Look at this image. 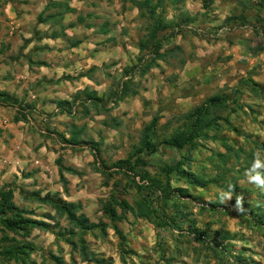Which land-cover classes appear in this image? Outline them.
Listing matches in <instances>:
<instances>
[{
	"label": "rangeland",
	"instance_id": "374dc122",
	"mask_svg": "<svg viewBox=\"0 0 264 264\" xmlns=\"http://www.w3.org/2000/svg\"><path fill=\"white\" fill-rule=\"evenodd\" d=\"M0 110V264H264V0H0Z\"/></svg>",
	"mask_w": 264,
	"mask_h": 264
},
{
	"label": "crops",
	"instance_id": "0c3cea01",
	"mask_svg": "<svg viewBox=\"0 0 264 264\" xmlns=\"http://www.w3.org/2000/svg\"><path fill=\"white\" fill-rule=\"evenodd\" d=\"M13 110L15 113L17 107H14ZM22 124V121H11L5 110H0V174L3 175V179L12 171L18 172L20 170L17 169L21 166L17 167L16 165H23L24 163H27L28 165V162H25V159H17L16 163L14 164L13 159H11L13 157H10L14 155V149L16 150L15 156L17 157L19 156V151L23 152L21 140L23 133L22 130L18 129ZM35 162L40 165L42 169H50V163L44 161L43 158H36ZM8 178L9 177L7 176L6 180Z\"/></svg>",
	"mask_w": 264,
	"mask_h": 264
},
{
	"label": "trees",
	"instance_id": "16d2710c",
	"mask_svg": "<svg viewBox=\"0 0 264 264\" xmlns=\"http://www.w3.org/2000/svg\"><path fill=\"white\" fill-rule=\"evenodd\" d=\"M157 32V31H156ZM155 30L153 31V38L155 37L154 35H155ZM157 50H159V48H158V46H155L154 48H153V51H154V53H157ZM155 57H158V56H155ZM123 91H122V95L120 96V98L119 99H122V97L124 98V96H126L127 95V93H124V89H122ZM86 92H87V95L89 96V98H91L92 100H95L96 99V93L95 92H89L88 90H86ZM214 99H215V97H213V98H211L210 99V101H209V104H208V106H204L203 108H201V109H199L198 110V114L200 113V111L201 110H205L206 112H205V114L204 115H201V114H199L200 115V117L199 118H195V120L193 121V124L195 125V127H196V129L195 130H197V129H199V128H203V127H205V126H207L208 127V125L210 124L211 125V117L209 118V116H208V112L210 111V110H214L215 108H216V110L219 108V105L217 104V105H213L212 103H214ZM91 100V102L93 103V104H97V103H95L94 101H92ZM84 104V106H87L85 103H83ZM215 112L213 111V112H211V116H213V114H214ZM195 122H196V124H195ZM209 125V126H210ZM190 131H192V128H190ZM130 169H131V166H128ZM3 197H4V199H3V208L4 207H6V208H8V206H9V208H14V204H12L10 201H11V197H12V194L10 193V192H7V193H4L3 194ZM141 205V203H138V206L137 207H139ZM11 206V207H10ZM66 206H69V207H72L73 206V203H67V205ZM68 210H69V208H68ZM69 212H70V217H71V221L72 222H76L77 223V225H80L81 227H83V228H85L86 226H87V219L85 218V217H83V216H76L75 215V213L74 212H72L71 210H69ZM143 215L144 216H146L147 215V213L146 212H144L143 213ZM32 223H37L36 221H32ZM16 227L17 228H21L22 227V225L21 224H17L16 225Z\"/></svg>",
	"mask_w": 264,
	"mask_h": 264
},
{
	"label": "clouds",
	"instance_id": "9594fccd",
	"mask_svg": "<svg viewBox=\"0 0 264 264\" xmlns=\"http://www.w3.org/2000/svg\"><path fill=\"white\" fill-rule=\"evenodd\" d=\"M246 176L248 181L252 184H255L257 187L264 189V160L259 158V154L256 155L251 167L246 171ZM229 197L231 193L228 194ZM240 200H237V208L240 211H243L240 207Z\"/></svg>",
	"mask_w": 264,
	"mask_h": 264
}]
</instances>
